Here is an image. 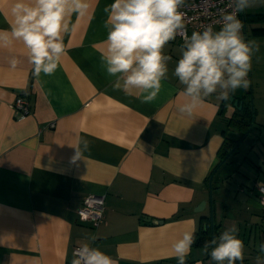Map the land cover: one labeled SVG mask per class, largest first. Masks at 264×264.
Segmentation results:
<instances>
[{"label":"crops","instance_id":"crops-1","mask_svg":"<svg viewBox=\"0 0 264 264\" xmlns=\"http://www.w3.org/2000/svg\"><path fill=\"white\" fill-rule=\"evenodd\" d=\"M15 2L0 0V30L10 29ZM87 3L85 14L70 16L75 29L64 36L66 53L52 76H33L22 42L0 48V264H71L73 247L83 244L117 264H177L173 242L197 231L203 217H210L214 237L235 224L243 264H255L264 242L257 189L264 183V5L238 16L245 38L260 45L249 87L232 93V101L212 95L187 116L178 111L183 86L173 75L184 42L176 36L165 45L167 78L155 101L141 103L136 92L114 88L116 78L101 65L104 9L113 0ZM17 96L31 105L21 119L12 107ZM235 99L242 107L251 99L255 108L254 144L231 154L210 182L219 148L238 135L228 123L239 109ZM81 137L89 151L73 161ZM89 194L104 196L97 227L77 214ZM186 264L212 261L203 246H192Z\"/></svg>","mask_w":264,"mask_h":264},{"label":"clouds","instance_id":"clouds-1","mask_svg":"<svg viewBox=\"0 0 264 264\" xmlns=\"http://www.w3.org/2000/svg\"><path fill=\"white\" fill-rule=\"evenodd\" d=\"M185 3L186 0H113L104 9L107 48L101 65L109 77L116 78L114 88L125 95L136 92L141 103L156 100L171 59L163 49L185 27L184 13L180 11ZM257 4L264 5V0H229L232 11L221 12L218 30L208 25L185 37L173 69L183 86L180 95L184 102L178 106L181 114L193 115L212 95L227 101L237 89L249 87L248 75L260 45L245 38L238 14ZM88 7L87 0H16L11 8L14 19L10 29L0 30V48L22 42L33 76H52L66 53L64 36L75 29L70 16L85 14ZM9 63L15 69L19 61L13 57ZM89 147L90 142L81 137L73 161L81 159ZM238 232L233 224L203 245L213 264H243L245 245ZM195 233L193 227L173 242L177 264H186L196 242ZM258 252L255 264H264V242L258 245ZM71 264L117 262L98 248L83 244L74 250Z\"/></svg>","mask_w":264,"mask_h":264},{"label":"built area","instance_id":"built-area-1","mask_svg":"<svg viewBox=\"0 0 264 264\" xmlns=\"http://www.w3.org/2000/svg\"><path fill=\"white\" fill-rule=\"evenodd\" d=\"M229 0H186L180 9L184 13V29L177 35L182 42L185 37H190L194 31H202L208 25L219 28L218 23L222 11L231 12L228 7ZM240 13L238 14V16ZM13 111L16 118L21 119L31 112L29 101L23 96L14 100ZM259 204L264 213V183L258 184ZM77 214L82 221H88L93 227L99 226L104 221V196L89 194L84 197ZM73 247V252L76 248Z\"/></svg>","mask_w":264,"mask_h":264},{"label":"trees","instance_id":"trees-1","mask_svg":"<svg viewBox=\"0 0 264 264\" xmlns=\"http://www.w3.org/2000/svg\"><path fill=\"white\" fill-rule=\"evenodd\" d=\"M249 98H251V91L248 92ZM250 104L244 106L242 108L237 109L231 119L228 121L230 125H232L235 131L238 133V136L234 139H229L228 141L224 142L221 147L219 148L218 155L219 161L217 165L213 168V172L221 165L226 159L231 155L237 152L239 145L235 147L236 143L249 131V127L252 122L253 115L255 113V108L251 104V99H249ZM238 107V106H237ZM255 127V122L253 124L252 129L249 133L244 137V139L240 142H244L247 137H249ZM235 147V148H234ZM230 153V154H229ZM228 157L226 158V156ZM226 158V159H225ZM225 159V160H224ZM211 177V176H210ZM204 222H202L199 229L196 231V242L193 246H203L206 242L210 241L215 236V230H211V226L205 220H210V217H203ZM214 231V233H213Z\"/></svg>","mask_w":264,"mask_h":264},{"label":"water","instance_id":"water-1","mask_svg":"<svg viewBox=\"0 0 264 264\" xmlns=\"http://www.w3.org/2000/svg\"><path fill=\"white\" fill-rule=\"evenodd\" d=\"M230 101H232L233 100V98L231 97L230 99H229ZM239 103V105H237ZM235 106H238V108H241L242 107V101H238V100H234V103H233ZM253 124H254V115H253V118H252V122H251V125H250V127H249V131L252 129V127H253ZM249 131L236 143V145H235V147H237L239 144H240V142L244 139V137L249 133ZM234 147V148H235ZM230 154V153H229ZM228 157V155L226 156V158ZM225 158V159H226ZM224 159V160H225ZM213 175H214V172L212 173V175H211V177H210V182L212 181V178H213ZM201 208H197L196 210H201V209H203L204 208V205H205V202L204 201H202L201 202ZM156 221H159V222H162V220H156ZM156 221H154V222H156ZM211 230H212V221H211ZM212 264H213V262H212Z\"/></svg>","mask_w":264,"mask_h":264},{"label":"rangeland","instance_id":"rangeland-1","mask_svg":"<svg viewBox=\"0 0 264 264\" xmlns=\"http://www.w3.org/2000/svg\"><path fill=\"white\" fill-rule=\"evenodd\" d=\"M253 40H255V39H253ZM251 89V94H253V92H252V86L249 88V90ZM252 102H253V104H254V99H253V95H252ZM252 102H251V104H252ZM253 104H252V106H253ZM238 136V135H237ZM236 136V137H237ZM253 139H255V137L254 136H249V137H247L246 138V140L244 141V142H242V143H240V145H239V150H241V149H244L247 145H252V144H254L253 142H251ZM236 155V154H235ZM247 155H249L248 157H249V160L251 159L253 162L254 161H256V156H255V154L253 153V152H249V153H247Z\"/></svg>","mask_w":264,"mask_h":264}]
</instances>
